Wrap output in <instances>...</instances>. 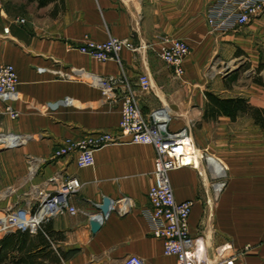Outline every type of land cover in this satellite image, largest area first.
<instances>
[{
    "label": "crops",
    "instance_id": "obj_1",
    "mask_svg": "<svg viewBox=\"0 0 264 264\" xmlns=\"http://www.w3.org/2000/svg\"><path fill=\"white\" fill-rule=\"evenodd\" d=\"M211 2L0 0V65H12L18 78L12 102L18 116L10 119L0 100V135L23 139L14 148H0V211L30 208L37 191L52 192L66 178L76 177L80 184L70 200L75 214L50 218L33 234L19 231L5 264H119L134 255L144 264H176L175 257L162 252V241L152 236L142 215L149 207L155 152L147 144H130L119 131L126 86L143 115L158 112L169 132L187 127L198 158L209 155L224 170L218 195L211 188L213 166L205 161L199 160L198 169L187 166L168 174L175 200L193 201L187 223L201 257L207 264L229 259L264 264V125L249 112H238L234 119L212 117L206 107L209 92L264 109V80L208 82L209 60L240 57L249 40L234 32L210 33L205 17ZM253 23L262 31L264 13ZM113 36L130 38L137 51L121 50L118 61L97 62L76 49L87 40L99 43ZM160 37L187 43L182 81L158 57ZM71 68L110 78L115 99L102 101L88 82L55 74ZM143 74L151 82L147 91L138 87ZM102 133L115 140L93 152L92 166L79 168L75 154L52 156L66 138ZM123 198L128 200L125 213ZM95 217L100 227L92 231Z\"/></svg>",
    "mask_w": 264,
    "mask_h": 264
},
{
    "label": "built area",
    "instance_id": "obj_2",
    "mask_svg": "<svg viewBox=\"0 0 264 264\" xmlns=\"http://www.w3.org/2000/svg\"><path fill=\"white\" fill-rule=\"evenodd\" d=\"M264 13V0H212L205 21L210 33L227 34L234 32ZM22 22V21H21ZM158 57L169 67L175 80L182 81L184 75L183 62L189 54L186 42L168 37H160ZM81 54H87L95 61L103 62L117 60L121 50L137 51L136 45L130 38L108 37L102 42L87 40L83 45L76 47ZM56 76L67 81L88 82L96 87L102 101L109 102L115 99V84L110 78L98 77L82 68H71L65 72L57 70ZM140 90L147 91L151 87L148 77L143 74L137 79ZM17 73L12 65H0V100L4 101V113L15 119L18 114L12 107L17 98ZM119 131L127 136L129 143L150 145L155 152L153 160V184L147 191L149 207L143 209L145 218L153 237L162 241V252L173 256L176 264H207L201 257L196 239L189 235L188 218L193 201H177L173 195L168 178L170 171L176 168L192 166L199 168V160L213 166L210 179L214 194L218 195L224 187V170L214 162L211 156L203 154L200 158L190 148L191 137L189 129L183 127L169 132L167 124L158 120L156 114L148 117L139 109L136 97L132 90L125 87L120 101ZM115 139L111 134H87L80 139L63 140L57 148L54 157L75 154V162L79 168H87L94 163L93 152ZM19 135L1 134L0 146L14 148L22 143ZM80 189L76 177L66 178L58 183L52 192L37 191L35 204L30 208L18 210L3 209L0 211V236L6 233L27 231L30 234L41 230V225L48 219L61 214H75L70 204L71 197ZM122 213L127 212V199L123 198ZM99 220V219H98ZM100 224V220H99ZM225 264H233V260H225ZM119 264H144L143 260L134 255L123 258Z\"/></svg>",
    "mask_w": 264,
    "mask_h": 264
},
{
    "label": "rangeland",
    "instance_id": "obj_3",
    "mask_svg": "<svg viewBox=\"0 0 264 264\" xmlns=\"http://www.w3.org/2000/svg\"><path fill=\"white\" fill-rule=\"evenodd\" d=\"M253 22L250 21L234 31L245 40L249 39L248 45L244 44L246 50L240 57L231 56L224 59L215 55L209 60L205 69V77L209 83L213 85L223 78H227L228 82L238 81V84L257 81L259 78L264 80V70L259 75L256 68V65L264 66V29H256Z\"/></svg>",
    "mask_w": 264,
    "mask_h": 264
},
{
    "label": "trees",
    "instance_id": "obj_4",
    "mask_svg": "<svg viewBox=\"0 0 264 264\" xmlns=\"http://www.w3.org/2000/svg\"><path fill=\"white\" fill-rule=\"evenodd\" d=\"M260 66L259 68H261ZM207 97V114L216 116V114H224L231 119H234L238 112H249L255 122L259 125H264V109H257L248 106L243 98H221L213 93L206 92ZM206 115V112H205ZM19 235L18 232L6 233L0 240V264H5L9 251L15 249L16 243L14 237Z\"/></svg>",
    "mask_w": 264,
    "mask_h": 264
},
{
    "label": "water",
    "instance_id": "obj_5",
    "mask_svg": "<svg viewBox=\"0 0 264 264\" xmlns=\"http://www.w3.org/2000/svg\"><path fill=\"white\" fill-rule=\"evenodd\" d=\"M162 121V119H159ZM110 204V202L108 200L104 201V206L107 207ZM99 218L95 217L90 221V226L92 228V231H96L99 229Z\"/></svg>",
    "mask_w": 264,
    "mask_h": 264
},
{
    "label": "bare ground",
    "instance_id": "obj_6",
    "mask_svg": "<svg viewBox=\"0 0 264 264\" xmlns=\"http://www.w3.org/2000/svg\"><path fill=\"white\" fill-rule=\"evenodd\" d=\"M190 148L192 149V145H190Z\"/></svg>",
    "mask_w": 264,
    "mask_h": 264
}]
</instances>
